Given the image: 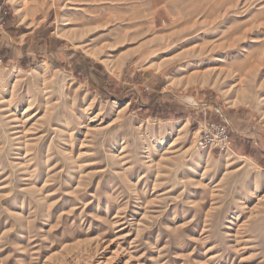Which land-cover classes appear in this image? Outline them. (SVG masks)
Returning <instances> with one entry per match:
<instances>
[{"label":"rangeland","instance_id":"obj_1","mask_svg":"<svg viewBox=\"0 0 264 264\" xmlns=\"http://www.w3.org/2000/svg\"><path fill=\"white\" fill-rule=\"evenodd\" d=\"M0 3V264H264V0Z\"/></svg>","mask_w":264,"mask_h":264},{"label":"built area","instance_id":"obj_2","mask_svg":"<svg viewBox=\"0 0 264 264\" xmlns=\"http://www.w3.org/2000/svg\"><path fill=\"white\" fill-rule=\"evenodd\" d=\"M7 14L8 12L4 3H0V31L4 26ZM231 142V131L228 125L211 121L206 118L199 124V133L195 141L196 149L232 151Z\"/></svg>","mask_w":264,"mask_h":264},{"label":"crops","instance_id":"obj_3","mask_svg":"<svg viewBox=\"0 0 264 264\" xmlns=\"http://www.w3.org/2000/svg\"><path fill=\"white\" fill-rule=\"evenodd\" d=\"M8 18H6V21H8ZM5 32V31H4ZM33 32V30H29L27 32L22 33L21 35L24 36L28 33ZM0 36H2L3 38L0 39V56L4 57V58H11L16 60L17 62L20 63V60L23 62H27L30 60V55L28 52H23V47L22 46H14L12 45V41H10L9 38H11L8 34L6 33H0ZM23 37H21L20 39H18L19 43L22 42ZM6 42V43H4ZM12 47V49H11ZM207 105V104H206ZM207 107H213V111H211V109H209V114H208V119L211 121H215L221 124H226L228 125L226 122V117L223 116V110L221 108H215L212 104H208ZM231 141H232V135H231ZM231 147L233 148V141L231 142ZM259 157L263 158L264 157V151L259 153ZM263 164H264V160Z\"/></svg>","mask_w":264,"mask_h":264},{"label":"bare ground","instance_id":"obj_4","mask_svg":"<svg viewBox=\"0 0 264 264\" xmlns=\"http://www.w3.org/2000/svg\"><path fill=\"white\" fill-rule=\"evenodd\" d=\"M249 159V158H248ZM251 162L255 163L254 161H252L251 159H249ZM256 164V163H255ZM257 165V164H256ZM258 166V165H257ZM259 167V166H258Z\"/></svg>","mask_w":264,"mask_h":264}]
</instances>
